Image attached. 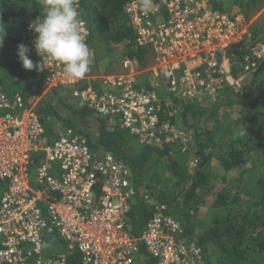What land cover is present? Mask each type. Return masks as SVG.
Listing matches in <instances>:
<instances>
[{
  "label": "built area",
  "instance_id": "built-area-1",
  "mask_svg": "<svg viewBox=\"0 0 264 264\" xmlns=\"http://www.w3.org/2000/svg\"><path fill=\"white\" fill-rule=\"evenodd\" d=\"M212 3L151 0L146 9L141 0H134L125 13L136 47L145 50V61L140 65L138 59L124 58L119 72L96 78L102 86L95 88L83 86L82 79L68 80L61 65L45 59L43 92L70 89L72 102L108 117L112 125L143 141H159L161 136L190 141V133L161 120L160 92L203 100L202 94L208 96L224 82L241 89L242 79L233 76L227 51L252 36L257 18L264 19V7L248 20L214 9ZM81 18L91 49V29ZM27 30L34 38L23 45L30 58L40 57L34 30ZM263 59L264 43L259 42L251 47L244 72L256 70ZM151 81L161 90L147 87ZM0 112V181L6 184L0 195V264H69L66 254L45 251L51 234L76 251L81 264H137L141 247L157 264H203L199 246L180 238V221L153 200L158 212L141 237H132L126 228L136 198L132 172L111 151L94 153L70 127L48 144L35 107L28 106L20 93L12 97L1 93ZM39 152L44 157L35 169L34 186L33 155Z\"/></svg>",
  "mask_w": 264,
  "mask_h": 264
},
{
  "label": "trees",
  "instance_id": "trees-1",
  "mask_svg": "<svg viewBox=\"0 0 264 264\" xmlns=\"http://www.w3.org/2000/svg\"><path fill=\"white\" fill-rule=\"evenodd\" d=\"M133 1L77 0L78 11L91 29L92 64L86 79L100 74L96 71L98 49L122 60L129 57L145 61V50L136 47L125 13ZM212 7L231 17L242 14L250 20L264 7V0H213ZM43 15L39 0H0V32L5 31L0 47V94L12 97L20 93L28 106L35 107L48 144L70 127L88 141L94 153L111 151L131 170L136 198L126 228L132 237H141L158 212L153 200L167 206L166 213L180 221V238L199 246L203 264H264V59L251 73L245 74L243 69L251 47L264 43V19L257 18L252 36L227 51L235 79L247 76L242 79L241 89L221 83L215 87L220 94L214 100H183L160 92L161 120L172 122L194 138L182 142L167 141L166 136L159 141H143L86 105L70 104L71 99L61 101L65 111L54 108L53 103L35 105L33 95L39 91L29 84H42L47 73L26 71L17 53L19 45L34 38L28 33L29 25L38 17L43 19ZM31 59L36 64L41 58ZM122 60L117 58L112 70L116 71ZM3 80L14 87L11 92H7ZM145 84L161 90L153 81ZM92 85L102 86L99 80ZM62 90L66 92L63 99L70 89L56 88L50 93L59 95ZM43 157V152L33 155L34 186L32 175ZM5 187L0 181V195ZM60 242L64 251L52 255L64 253L69 264H81L79 254L70 250L62 238ZM137 260L138 264H157L143 247Z\"/></svg>",
  "mask_w": 264,
  "mask_h": 264
},
{
  "label": "clouds",
  "instance_id": "clouds-1",
  "mask_svg": "<svg viewBox=\"0 0 264 264\" xmlns=\"http://www.w3.org/2000/svg\"><path fill=\"white\" fill-rule=\"evenodd\" d=\"M141 2L144 8L151 7V0ZM40 3L44 10L43 19L38 17L29 27L34 30L35 51L41 59L34 64L28 55L29 48L21 44L17 54L22 67L26 71H43L46 59L61 65L68 80L83 79L91 70L92 52L86 41L77 0H40ZM4 36L3 29L0 32V47L3 46Z\"/></svg>",
  "mask_w": 264,
  "mask_h": 264
},
{
  "label": "rangeland",
  "instance_id": "rangeland-1",
  "mask_svg": "<svg viewBox=\"0 0 264 264\" xmlns=\"http://www.w3.org/2000/svg\"><path fill=\"white\" fill-rule=\"evenodd\" d=\"M252 26L255 27V22L253 23ZM252 29H253V27H252ZM96 55H97V61H98L97 62L98 63V67H96V71H99L100 73L113 74V71H115L114 69L112 70L113 63L114 64L116 63L117 58H118V60H122V59H119V56L116 55V54L110 53V54L107 55V52L106 51L102 52V49H101V53H100V51L98 49V51L96 52ZM138 63L140 65L142 64V62L140 60H138ZM118 66H119V63H118ZM5 73H7V72H5ZM8 75L10 76L9 78H12L11 71L8 72ZM244 77L245 76H242L241 79H243ZM2 82L4 83L7 92H11L14 87H10V83L7 80H3ZM34 89H35V87H34ZM47 94L45 92H43V89H42L41 93H40V91H39V93H35L34 92L33 96H35V102H36L35 105L36 104L37 105H40V104L47 105V104L53 103V105L55 106L54 108H56L58 110L65 111V109L61 106V105H63V103L61 101L62 100L64 101V100H66L65 98H67V101L70 102L69 93L66 96H64L63 99H61L62 95L66 94V92H64L63 90L61 91V93H59V95H56L54 93H49L48 95ZM219 94H220L219 90H217L215 88H212L210 91H208V96L202 94L203 96L201 95V99H205L206 96H207L208 100L211 99V98H212V100H214ZM201 102H204V101H201ZM75 103L76 102L73 101L70 104H75ZM59 124H60V122H59ZM192 140H194V138H192ZM196 165L197 164H195V167H196ZM35 174L36 173H33V175H32L33 180H34ZM163 175L166 176V173H163ZM139 234H141V231H140ZM61 247H62V243L60 242V238H59L58 235L55 234V235L46 237V239H45V248H46L45 251L48 254H51V255L55 254L59 250L64 251Z\"/></svg>",
  "mask_w": 264,
  "mask_h": 264
},
{
  "label": "crops",
  "instance_id": "crops-1",
  "mask_svg": "<svg viewBox=\"0 0 264 264\" xmlns=\"http://www.w3.org/2000/svg\"><path fill=\"white\" fill-rule=\"evenodd\" d=\"M121 69V62H120V64H119V66H118V64H117V71H119ZM113 74H114V72H113ZM105 75H110V74H108V73H100V74H97V75H95V76H93V77H88V79H86L87 77H84V80H83V86H86V85H88V84H92L93 83V81H97V77H101V76H105ZM43 84V83H42ZM42 84H38V85H36V84H29L30 86H33V87H35V91H40V93H41V87H42Z\"/></svg>",
  "mask_w": 264,
  "mask_h": 264
}]
</instances>
